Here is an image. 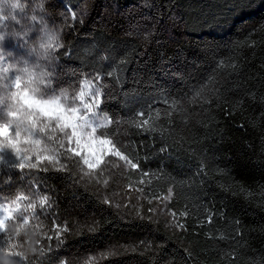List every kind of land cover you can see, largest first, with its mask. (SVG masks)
<instances>
[{
  "label": "trees",
  "instance_id": "1",
  "mask_svg": "<svg viewBox=\"0 0 264 264\" xmlns=\"http://www.w3.org/2000/svg\"><path fill=\"white\" fill-rule=\"evenodd\" d=\"M85 1L54 3L71 14ZM143 1L109 0L104 12L93 0L56 52L58 73L102 76L109 130L138 168L12 170L0 193L47 195L50 206L8 222L9 252L25 264H264V0H151L160 27L147 43L119 16ZM145 119L147 130L135 126ZM115 185L131 197L123 210L104 198ZM163 204L172 230L154 215Z\"/></svg>",
  "mask_w": 264,
  "mask_h": 264
},
{
  "label": "snow or ice",
  "instance_id": "2",
  "mask_svg": "<svg viewBox=\"0 0 264 264\" xmlns=\"http://www.w3.org/2000/svg\"><path fill=\"white\" fill-rule=\"evenodd\" d=\"M45 3L41 0L38 5L41 12L46 11ZM30 9L31 0H0V29L11 22L7 32L0 30V168L7 176V180L0 178V184H11L12 170L21 174L25 169L67 171L69 162L87 166L89 171L84 175L93 176L95 170L102 172V166L107 167L108 156L137 169L138 162L122 154L114 138L116 133L109 130L114 120L101 107L110 94L105 91L108 86L101 83L102 76L97 73L85 77L78 90L71 93L61 87L56 52L64 45L58 33L48 28L44 16L31 14ZM72 19H76L75 13ZM6 41H15L13 51L5 52ZM135 126L147 130L149 120ZM46 206H50L47 195L21 192L8 199L0 193V248L17 258L19 264H25L26 258L21 252H9L15 245L6 222L18 218L27 225V214L35 215L38 207L44 210Z\"/></svg>",
  "mask_w": 264,
  "mask_h": 264
},
{
  "label": "rangeland",
  "instance_id": "3",
  "mask_svg": "<svg viewBox=\"0 0 264 264\" xmlns=\"http://www.w3.org/2000/svg\"><path fill=\"white\" fill-rule=\"evenodd\" d=\"M104 3L103 6V11L107 12L106 10H108V2L109 0H102ZM22 3H26V0H21ZM41 3V0H31V9H30V13L31 14H37L38 16L43 15L45 21L48 24V28L52 31H55L58 33L59 38L61 39L62 35H63V31L68 28V26H70L73 22H75L76 20L79 19H85V18H89L91 15V11L92 10V3L93 0H86L77 10V12L75 13V17L76 19H72V15L73 13L69 14L68 11H65L62 8H56V3H54V0H46V3L44 5L46 6H50V3H52V5L54 4L55 7H51V9L55 10V19H51L50 17L46 16L45 14H43L39 8L38 5ZM154 8V4L151 0H144L141 3V8L140 9H134V10H130L129 12L126 11L124 14H120V18L123 17L125 22H126V26L125 29L127 33L136 36L138 38H140L141 40L145 41V43H147L150 39L154 38L155 35L158 33L159 31V27L160 24L159 22L152 18L150 16V14H148L149 10H153ZM139 10L141 12H139ZM148 11V12H147ZM45 13V12H44ZM101 18L104 19H110V15L107 16H103ZM100 18V19H101ZM112 19V18H111ZM129 19V20H128ZM177 22V21H176ZM178 23V22H177ZM11 26V22H5V26L0 29L4 32H7L9 27ZM15 44V41H6V47H5V52H9V51H13V45ZM15 54V53H13ZM72 70L71 68H66L63 69L59 74H60V79L63 81V83L61 84V87H67L69 90V93H71L73 90H78V85L82 82V80L85 77L88 76H81L78 74H75V76L71 75ZM71 85V87H70ZM69 99H71V96H69ZM57 135H59V133H57ZM106 160L109 161L108 165H111L112 168H116V169H125L127 166H129L125 161H121L119 160L117 157H113V156H108L106 157ZM81 167L85 172H88L89 170L87 169V166H83L81 165ZM103 167V166H102ZM113 170V169H112ZM98 171V170H95ZM87 177V176H86ZM108 182V181H107ZM103 185V189L104 190H109L108 188L111 186L110 183H107ZM118 190H111L109 193H107V191H104L105 193V200L110 202L115 208L123 210L128 206V202L130 200V196H127L123 193H121V188L120 186H117ZM113 189V187H112ZM155 216H158L162 223H164V225L169 228V229H174V225L171 222L167 212H166V207L165 205H160L157 207V209H155ZM8 222H6V226H7ZM115 251L114 247H109L105 252L111 253L113 254ZM0 264H7L3 257H2V253L0 250Z\"/></svg>",
  "mask_w": 264,
  "mask_h": 264
}]
</instances>
